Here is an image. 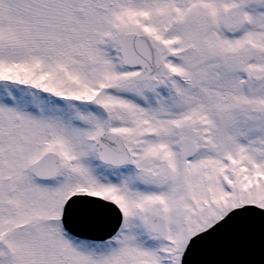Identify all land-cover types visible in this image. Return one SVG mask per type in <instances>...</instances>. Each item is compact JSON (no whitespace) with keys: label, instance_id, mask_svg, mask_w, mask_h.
I'll use <instances>...</instances> for the list:
<instances>
[{"label":"snow or ice","instance_id":"obj_1","mask_svg":"<svg viewBox=\"0 0 264 264\" xmlns=\"http://www.w3.org/2000/svg\"><path fill=\"white\" fill-rule=\"evenodd\" d=\"M0 264H264V0H0Z\"/></svg>","mask_w":264,"mask_h":264}]
</instances>
